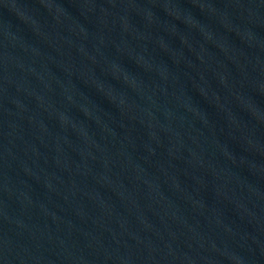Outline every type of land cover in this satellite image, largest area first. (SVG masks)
I'll return each mask as SVG.
<instances>
[{"label":"water","instance_id":"95a60500","mask_svg":"<svg viewBox=\"0 0 264 264\" xmlns=\"http://www.w3.org/2000/svg\"><path fill=\"white\" fill-rule=\"evenodd\" d=\"M0 264H264V0H0Z\"/></svg>","mask_w":264,"mask_h":264}]
</instances>
